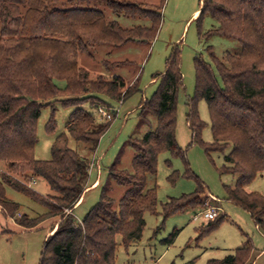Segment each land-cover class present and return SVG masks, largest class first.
<instances>
[{
  "label": "trees",
  "instance_id": "16d2710c",
  "mask_svg": "<svg viewBox=\"0 0 264 264\" xmlns=\"http://www.w3.org/2000/svg\"><path fill=\"white\" fill-rule=\"evenodd\" d=\"M165 1L148 6L129 0H0V164L6 168L0 173V210L6 219L19 213V206L6 198L8 187L44 209L36 217L13 218L19 227L31 230L56 219L38 264H115L116 236L125 249L139 241L145 213L161 217L158 232L171 216L204 209L209 191L190 171L186 150L176 142L177 95L183 85L180 53L174 48L163 72L153 77L159 79L156 90L139 105V125L147 117L154 125L141 138L126 141L133 151L130 170L120 168V151L107 168L98 202L81 221L74 217V207L88 187L91 162L68 147V138L93 154L112 123L98 120V107L117 108L137 89V79L130 85L118 75L92 76L81 66L80 57L92 60L102 47L120 51L131 44L150 46ZM205 16L215 26L202 35L199 27ZM117 18L147 24L124 28ZM196 21L198 36H219L238 43L240 50L218 59L208 46L209 61L194 57V94L186 101L185 116L189 145H199L208 157L223 156L218 174L236 176L233 186L224 185L225 199L246 211L264 236V193L244 190L264 172V0H201ZM97 64L108 70L129 62L103 59ZM199 101L207 106L211 143L201 138L205 123L197 111ZM54 102L71 109L66 132L52 143L50 160H36L37 121L41 110ZM84 104L93 112L84 110ZM55 129L52 110L45 131L52 134ZM163 153L180 159L185 170L182 175L173 171L168 181L174 184L184 177L194 180L196 188L169 198L158 213L157 187H150L149 179L156 176ZM32 179L43 180L54 195L42 196L28 187ZM113 187L124 190L118 200L110 196ZM224 217L218 213L207 221L199 228V237L217 228ZM174 236L175 232L166 242L171 244ZM253 251L247 239L233 254L209 264H252Z\"/></svg>",
  "mask_w": 264,
  "mask_h": 264
},
{
  "label": "rangeland",
  "instance_id": "374dc122",
  "mask_svg": "<svg viewBox=\"0 0 264 264\" xmlns=\"http://www.w3.org/2000/svg\"><path fill=\"white\" fill-rule=\"evenodd\" d=\"M148 6H155L159 0H129ZM201 0H166L161 11V24L155 39L150 46L131 44L120 51H110L102 47L95 52L92 60L88 57H80L81 66L87 69L92 76L96 74L107 77L118 75L125 82L131 83L137 79L136 91L125 98L118 106L115 115L107 131L101 136L97 148L93 154L80 143L68 138V147L85 159L93 166L89 168V179L86 186L98 181V187L89 189L84 193L81 203L75 207L74 217L81 221L87 211L92 208L99 199L101 186L107 179V168L115 160L121 151L120 168L130 170L132 149L126 144L128 138H141L148 131L154 121L151 117L144 120V125H139V105L149 99L156 90L159 79H154L155 74L164 70L165 60L176 48L180 53V72L182 74V88L177 95L176 104V142L181 149L186 150V158L190 171L196 175L207 187L208 195L204 209L208 206H220L219 213L225 215L224 221L210 233L199 237L198 231L207 221L194 215L202 211L194 212L187 210L183 213L168 218L163 228L156 232L161 222L158 215L145 213V227L141 239L132 243L127 249L121 245L120 236H116L117 249L115 264H209L211 260H221L225 256L233 254L245 240L249 239L254 251L251 255L252 264H264V237L257 230L250 215L225 199L224 185L233 186L236 180L234 175L220 176L217 170L224 163L220 154H210L208 157L202 147L190 144V132L185 123L187 112L186 101L194 94L195 74L193 59L201 55L206 61L209 57L205 52L208 46L213 48L215 56L220 59L226 53H237L240 50L238 43L219 36L204 38L198 36L205 34L215 23L209 16H205L201 26H197ZM197 11V15L193 13ZM113 18V17H112ZM120 25L130 28L138 24L146 25L147 22L133 21L130 19L117 18ZM110 51V52H109ZM125 61L129 64L124 67L101 68L97 63L101 60ZM63 87L62 82H57ZM82 108L93 112L88 104ZM54 110L56 129L54 133L47 134L46 124ZM197 111L200 119L205 123L201 138L205 143L212 142L209 115L205 101L197 103ZM71 109L63 108L59 102L43 108L37 121L36 134L37 144L34 150L36 160H50V148L57 136L65 133V124ZM229 149L225 152L227 154ZM168 161L171 166L166 164ZM0 170L6 171L3 164ZM178 171L184 173V166L180 159L171 158L169 153H163L158 157L157 173L154 179H149L150 187H157V212L160 213L161 205L169 198H178L183 194L195 191L194 180L179 177L174 184L168 181L169 175ZM19 178V176H17ZM22 180V178H19ZM36 184L31 188L42 196L54 195L47 184L41 179H35ZM247 193H264V172L258 174L254 180L244 187ZM124 190L113 187L110 196L118 200ZM6 198L16 203L19 208L13 218H20V214L36 217L44 212V209L32 202L25 195L5 188ZM217 203V204H216ZM219 208V207H218ZM6 219L0 210V264H38L46 234L56 219L41 222L36 228L24 230L15 223V219ZM50 221V222H49ZM175 232L171 244L166 240Z\"/></svg>",
  "mask_w": 264,
  "mask_h": 264
},
{
  "label": "built area",
  "instance_id": "2783aa9c",
  "mask_svg": "<svg viewBox=\"0 0 264 264\" xmlns=\"http://www.w3.org/2000/svg\"><path fill=\"white\" fill-rule=\"evenodd\" d=\"M121 105V104H120ZM118 113V107L117 108H110L107 109L105 107H98L97 109V118L100 121L103 120H111L114 115H117ZM1 173V170H0ZM35 179H32L27 185L28 187H31L32 185H35ZM213 200H215L213 197H211ZM220 209L216 206H208L205 208L202 212H199L194 215L195 217H202L205 221L213 220L217 217Z\"/></svg>",
  "mask_w": 264,
  "mask_h": 264
},
{
  "label": "crops",
  "instance_id": "0c3cea01",
  "mask_svg": "<svg viewBox=\"0 0 264 264\" xmlns=\"http://www.w3.org/2000/svg\"><path fill=\"white\" fill-rule=\"evenodd\" d=\"M197 15V11H195L194 13H193V16L192 17H195ZM91 166H93L92 164H91ZM97 184H98V181H96L95 180V182H93L90 186H88L87 188H86V190H85V192L87 191V190H89V189H93V188H97ZM208 195H210V194H208ZM211 197H213L212 195H210ZM84 197V196H83ZM82 197V198H83ZM216 200V199H215ZM217 201V200H216ZM81 203V200L75 205V207H77L79 204ZM217 204V203H216ZM75 207H74V209H75ZM218 207H219V209H221L220 208V206L218 205ZM75 211V210H74ZM221 212H222V209H221ZM195 214V213H194ZM50 222V221H49ZM50 224V230L47 232V234H46V238L50 235V231H51V229H52V223L50 222L49 223ZM256 227V226H255ZM256 229H257V227H256ZM258 230V229H257ZM264 237V236H263ZM239 248V247H238ZM237 249V248H236ZM262 252L264 253V247H263V250H262Z\"/></svg>",
  "mask_w": 264,
  "mask_h": 264
}]
</instances>
